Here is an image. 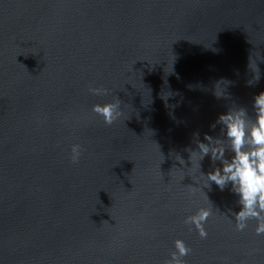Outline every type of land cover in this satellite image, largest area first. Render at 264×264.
<instances>
[{
  "label": "water",
  "instance_id": "95a60500",
  "mask_svg": "<svg viewBox=\"0 0 264 264\" xmlns=\"http://www.w3.org/2000/svg\"><path fill=\"white\" fill-rule=\"evenodd\" d=\"M261 90L264 0H0V264H164L177 238L184 264H264L189 157ZM115 97L108 125L92 105Z\"/></svg>",
  "mask_w": 264,
  "mask_h": 264
},
{
  "label": "clouds",
  "instance_id": "9594fccd",
  "mask_svg": "<svg viewBox=\"0 0 264 264\" xmlns=\"http://www.w3.org/2000/svg\"><path fill=\"white\" fill-rule=\"evenodd\" d=\"M259 80V73L255 78ZM251 84L252 81H247ZM88 91L96 96L107 95V89L89 87ZM218 96V95H217ZM121 101L118 97L102 103H94L92 111L103 118L105 124H112L120 115ZM252 114L244 107H232L218 114L217 123L221 125V135L213 137L204 134V141H196L198 150H189V157L195 159L197 169L203 178L204 188L211 190V183L223 191L230 185V191L237 196L239 210L232 213L237 230H244L249 219L256 221L254 231L257 235L264 234V90L254 94L252 100ZM215 127V124L210 125ZM194 135H198L194 133ZM229 150L230 157L225 156V150ZM82 152L79 143L70 145V159L78 162ZM205 155L213 162V167L206 174L200 171V161ZM188 157V159H189ZM184 164V160L181 159ZM190 164L191 160L189 159ZM219 161V167L215 162ZM181 164V165H183ZM204 192V191H203ZM208 201L209 198L204 192ZM211 202V201H210ZM212 204V203H211ZM231 211V210H229ZM212 214L210 207H200L194 213L184 217V223L192 226L201 238H206L207 232L204 224ZM174 250L169 252V258L164 264H184L183 257L188 255L191 249L182 239L173 241Z\"/></svg>",
  "mask_w": 264,
  "mask_h": 264
}]
</instances>
